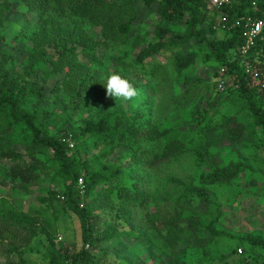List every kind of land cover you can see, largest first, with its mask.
<instances>
[{
	"label": "trees",
	"instance_id": "trees-1",
	"mask_svg": "<svg viewBox=\"0 0 264 264\" xmlns=\"http://www.w3.org/2000/svg\"><path fill=\"white\" fill-rule=\"evenodd\" d=\"M251 1L232 0V6L213 10L216 16L222 15L225 19L216 25L210 21L206 0H0V26L20 3L26 10V17L44 27L41 38L31 39L34 51L22 71L12 67L10 56L1 54L0 189L4 195L0 197V260H5L4 264H23V253L37 237L35 224L42 226L41 232L56 248L49 228L50 221L57 217L54 215L49 219L48 213L58 194L49 192V199L38 198L45 209H37L30 215L19 209L16 201V196L34 195L33 188L45 176H53L54 180L62 182L63 211L78 221L82 242L81 249L70 258L58 250L50 264H100V245L116 235L153 243L151 251L155 253L158 248L163 249L160 242L163 239L170 247L175 264V255L179 249L188 248L186 245L193 242L192 234L197 229L206 231L213 238L224 235L217 230L221 207L209 187L229 185L251 169L240 161L220 166L214 154L220 140L232 135L229 131L231 118L224 116L217 127L206 123L201 112H193V131L179 132L173 127L160 130L149 120V103L142 96L144 85L134 84L138 95L130 101L115 99L107 95L102 85L107 79L102 70L81 66L78 60L83 55L99 62L93 52L96 46L106 48L109 43L126 46L127 38L133 34V26L140 22L145 9L157 6L161 22L155 27L147 47L128 62L120 57L114 63L119 67L131 64L133 69H141L153 79L163 77L166 83L167 76L161 74L163 66H151L148 61L157 54L173 51L195 40L209 49L208 55L215 56L225 69L224 76H220V70L215 76L216 89L220 79L225 81V91L237 85L253 111L257 126L264 131V111L254 102V94L247 86L248 74L239 60L230 59L233 55L242 59L239 49L243 44V28L236 26L237 22L245 17L258 19L263 16L253 12ZM258 3L264 12V0H258ZM137 4H142L143 9H136ZM164 22L181 25L182 31L172 32L163 26ZM87 24L101 31L99 42L94 43L87 36L82 28ZM46 26L56 33L68 27L69 32L61 40H51L46 36ZM222 27L228 28L230 36L223 41L212 40V35ZM45 45L56 49L57 60L47 53ZM257 50H264V45L260 44ZM261 54L264 56V52ZM256 56L257 51H254L249 57L251 62ZM194 57L193 54L177 56L175 68L179 75L186 72ZM262 61L264 68V57ZM49 65L58 74H64L65 70L68 74L48 93L38 80L46 75L43 71ZM118 74L124 77L120 72ZM230 77L233 82L228 81ZM142 106L145 110H141ZM58 109L61 110L59 114ZM78 111H86L88 117L80 124L75 123L78 130H67ZM55 123V132H52L50 127ZM59 123H62L61 127H58ZM218 128L227 133H221ZM69 140L74 143V149H70ZM90 141L98 151L91 158L85 145ZM81 145L86 149L80 150ZM190 155L201 170L198 183L171 178V190L176 196L168 213L151 214V207L158 210L172 201L168 196H159L156 191L154 194L148 192L151 179L161 181L160 175L172 165H181L183 159L192 158ZM114 156L115 162L108 161ZM80 181L84 183L83 190ZM116 201L121 205V211L117 212L127 222H133L134 211L148 212L143 217V228L150 239L146 240L142 233L138 236L136 232L118 231L114 223V227L110 226L113 229L106 230L108 232L99 230L101 216L94 214L102 209L113 215ZM203 207H207V211L201 217L198 214ZM192 213L193 217L189 218ZM243 241L252 248L264 249L261 237H247ZM100 252L105 251L102 248ZM15 253L21 256L20 260L14 258ZM243 253L241 251V255Z\"/></svg>",
	"mask_w": 264,
	"mask_h": 264
},
{
	"label": "rangeland",
	"instance_id": "rangeland-1",
	"mask_svg": "<svg viewBox=\"0 0 264 264\" xmlns=\"http://www.w3.org/2000/svg\"><path fill=\"white\" fill-rule=\"evenodd\" d=\"M207 7L211 17L210 21L215 22L217 25L220 22V15L217 14L216 16L208 5ZM15 9L16 11L8 16L0 26V60L1 54L5 53L12 58L10 62L12 67L22 71L28 63L29 57H31V52L34 51L35 45L31 39L35 36L41 38L44 27L32 18L26 17V10L20 3L15 6ZM136 9H143V5L137 4ZM160 22L161 18L158 16L157 6L148 10L145 9V14L140 22L133 26V34L127 38L126 46L109 43L106 48H101L94 45L93 47H96L93 52L99 58V62L103 64L83 55H80L78 62L81 66L93 70H102L104 77L120 72L133 86H135L134 84L140 87L144 85L145 90L142 96L149 103L147 108V110L150 109L148 111L149 120L152 126L154 125L160 130L173 127L179 132L193 131L195 129L192 118L193 112H201L205 116L206 123L217 125V127L223 122L224 116L231 118L229 131H232V135L228 134L223 140H220L218 146L214 149V154L217 156L220 166H228L231 163L240 161L248 164L251 169L244 172L239 179L229 185L209 187L221 207L222 216L217 230L224 233V235L213 238L206 231L197 229L192 234L193 242L186 245L188 248L179 249L175 255V264H264V249L252 248L243 241L247 237H261L264 239V131L257 126L253 111L247 99L240 94L237 85H233L225 92L216 89L215 76L223 66L222 63L215 56L208 55L210 54L209 49H206L204 45L197 43L195 40L173 51L169 50L157 54L148 61L151 66H163L161 74L167 76L166 83L163 77L153 79L151 76H146L141 69H133L131 64L119 67L114 63V60L120 57L128 62L132 57H136L143 51L151 41L153 31ZM163 26L170 28L175 33L182 31L181 25L174 26L164 22ZM45 28L48 31L46 36L51 40H61L69 32L68 27L62 32L58 31V33L52 30L50 26ZM82 28L86 30L87 36L94 43L102 39L101 31L98 28L89 27L88 24ZM230 34L227 30L220 28L217 33L212 35V40L223 41ZM132 43H134L133 47H129V44ZM135 46H137L136 49ZM45 47L47 53L56 57L57 60L56 49L48 45H45ZM189 54H193L195 57L186 72L179 75L175 68L177 56L184 57ZM263 57V54H257L252 62L250 59L244 61L237 55L231 56L230 59L234 62L239 60L240 66L243 70H246L249 78L247 86L254 94V102L264 111ZM43 72L46 75L41 76V80L38 81L48 89V93L57 82H61L68 74L67 70L64 74L54 72L51 65L47 66ZM187 80L189 83L186 82ZM228 81L233 82V77H230ZM141 110H145L144 106ZM60 111L58 109V114ZM87 117L86 111H78L73 116L76 122L73 121L74 123L69 124L67 130L70 128L74 131L78 130L79 127L76 124H80ZM56 124L50 127L52 132H55L53 127L56 128ZM61 126L62 123H59L58 127ZM218 130L221 133H227L226 130L222 131L220 128ZM69 133L67 132V134ZM85 145H87L90 152L89 158L98 153L92 141ZM85 145H81L80 150H85ZM114 160H116L115 156L108 159V161L115 162ZM200 173L201 170L196 166L194 158L187 157L182 160L181 165H172L171 169L160 175L161 181L151 179L152 185L147 189L148 192L154 194L156 191L159 196H168L169 200H172L163 207L161 205L158 210L155 206L151 207V214L156 212L168 213L176 196V192L171 190L173 189L170 186L171 178L185 180L186 182L193 180L197 184ZM54 179L53 176L41 178L37 187L33 188L34 195L32 196H16L18 208L30 215L34 214L37 209H45L38 198L49 199V192L58 194L57 200L52 201L51 212L48 213L49 219H52L54 215L57 217L55 221H50L49 228L56 248L52 247L47 238L48 236L41 232L43 230L42 226L35 224L34 229L37 231V237L23 253V264H50L51 258L55 256L58 250H61L70 258L82 247L78 221L63 211L65 202L62 197L63 184L61 181ZM3 195L4 192L0 189V197ZM118 204L120 203L116 201L113 205V215L109 214L108 210L96 211L94 215L101 216L99 230L108 232L110 231L108 229H113L110 226H113L112 223H114L118 231L136 232L138 236L142 233L146 236V240L150 239L146 235L147 231L143 228V217L148 212L145 211V213L139 214L134 211L135 218L133 222H127L126 218L121 217L117 212L121 211V205ZM206 211L207 207L198 215L204 217ZM193 215V213L190 214L189 218H192ZM163 241V239L160 241L163 244V249L158 248L159 252L155 253L151 251L153 243L151 245L133 237L116 235L100 245L101 248L98 253V257L101 258L100 264H174L170 247ZM102 248L107 253L100 252ZM240 251L244 253L241 255ZM15 254L14 258L17 257L20 260L21 256ZM4 262L5 260H0V264H4Z\"/></svg>",
	"mask_w": 264,
	"mask_h": 264
},
{
	"label": "built area",
	"instance_id": "built-area-1",
	"mask_svg": "<svg viewBox=\"0 0 264 264\" xmlns=\"http://www.w3.org/2000/svg\"><path fill=\"white\" fill-rule=\"evenodd\" d=\"M207 5L211 10H221L224 7L232 6V0H206ZM251 7L253 12L256 15L263 14L261 18L255 19L253 17H245L237 22L238 27L243 28L242 36H243V44L239 49L240 56L242 60H248L250 55L257 51V54H261L264 50H257V47L261 44L264 45V12L259 6L258 0L251 1ZM220 22L222 23L225 19L220 15ZM223 30H227V27H222ZM225 75V69H220V76ZM218 91L225 92V81L220 79L218 81ZM262 89L264 90V82L262 83ZM70 149H74V143L69 140ZM80 186L82 190L84 189L83 181H80ZM241 253V251H240Z\"/></svg>",
	"mask_w": 264,
	"mask_h": 264
},
{
	"label": "clouds",
	"instance_id": "clouds-1",
	"mask_svg": "<svg viewBox=\"0 0 264 264\" xmlns=\"http://www.w3.org/2000/svg\"><path fill=\"white\" fill-rule=\"evenodd\" d=\"M102 85L106 89L107 95L115 99L130 101L138 95V90L133 84L120 74H110Z\"/></svg>",
	"mask_w": 264,
	"mask_h": 264
}]
</instances>
